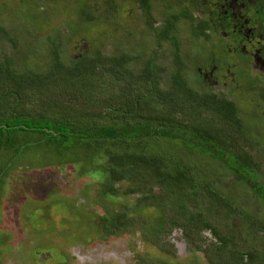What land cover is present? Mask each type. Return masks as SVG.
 <instances>
[{
	"label": "trees",
	"instance_id": "obj_1",
	"mask_svg": "<svg viewBox=\"0 0 264 264\" xmlns=\"http://www.w3.org/2000/svg\"><path fill=\"white\" fill-rule=\"evenodd\" d=\"M130 1L154 30L152 0ZM87 5L79 3V21L91 19ZM109 7L114 9L111 3ZM171 21H165L159 38L169 36ZM69 25L74 28L72 22ZM2 40L12 41L13 36L0 23ZM51 45L46 68L38 66L41 61L26 62L23 72L15 70L13 56L0 52L1 166L10 167L13 159L41 151L37 147L42 145L58 163L86 157L87 168L105 170L106 190L113 193L118 182L129 180L133 185L129 189L140 195L134 206L143 202L162 210L164 231L178 227L210 264H264V217L239 202L222 178L228 175L226 182L233 188L253 191L264 203V148L261 138L255 137L259 127L252 130L243 123L234 99L196 89L181 66L166 73L153 55L143 58L140 50L109 54L97 48L66 64L58 56V45L53 41ZM174 56L180 61L178 50ZM131 60L136 66L129 65ZM26 71L39 82L18 85ZM105 81L113 88L108 95L101 94ZM165 139L167 145L162 144ZM3 151L10 153L3 156ZM96 158L103 160L91 161ZM204 160L218 161L221 169H208ZM218 207L223 213L220 221L235 214L243 219L241 240L246 247L238 246L236 232L212 222L209 214ZM129 208L103 212L100 228L107 234L126 229L134 219ZM205 230L215 240L206 237ZM136 264L166 263L141 256Z\"/></svg>",
	"mask_w": 264,
	"mask_h": 264
},
{
	"label": "rangeland",
	"instance_id": "obj_2",
	"mask_svg": "<svg viewBox=\"0 0 264 264\" xmlns=\"http://www.w3.org/2000/svg\"><path fill=\"white\" fill-rule=\"evenodd\" d=\"M170 1L152 0L157 18L154 26L158 30L163 23L161 19L174 11V8L167 9ZM81 2L88 3L91 19H77L76 9ZM109 3L113 4V10ZM69 22L74 28L69 27ZM0 23L13 36L12 41H0V52L14 57L13 66L17 71L23 72L26 62L41 61L38 66L46 68L53 49L51 41L58 45V56L66 64L100 48L109 54L155 51V61L165 66L166 73L177 67L170 42L156 38L146 25L141 9L130 0H0ZM178 29L182 41V72L187 82L200 91L213 89L215 83L205 80L204 75L200 80L195 79L197 69L187 59L193 44L198 43L200 49L199 42L205 48L209 46L208 41L192 40L189 22L185 19H179ZM129 65L136 66V63L131 60ZM22 74L18 85L39 82V78L27 71ZM167 77L163 78L165 82ZM228 80L222 78L220 82ZM104 86L106 89L101 94L113 91L109 81ZM218 87L222 88V84ZM37 89L34 90L37 92ZM258 90L242 93L233 89L229 96L234 99L243 123L252 130L259 127L255 137L261 138L260 146L264 148V96ZM162 144L167 145L166 139ZM39 147L43 150L19 155L9 163L10 167L0 164V234L7 240L0 243V264H136L137 257L141 256L166 264H210L202 249L190 242L178 227L164 231L162 210L142 205L143 202L138 204L140 207L134 206L140 195L129 189L133 186L129 180L118 182V189L109 192L104 188L105 170L95 166L87 168L90 163L86 157L62 159L58 163V158L53 159L44 145ZM2 153L4 156L10 152ZM211 162L215 167H210ZM204 163L208 169H221L216 160H204ZM227 176L222 177L225 188L239 196V202L249 210L264 217V203L252 195L253 191L233 188L232 182H226L230 180ZM124 206L132 208L128 210L129 217L134 218L132 223L116 234H107L100 228L99 216ZM211 212L212 222L223 224L226 231L236 232L240 237L236 243L246 247L241 240L243 219L235 214L220 221L222 210L218 207ZM203 234L215 240L208 230Z\"/></svg>",
	"mask_w": 264,
	"mask_h": 264
},
{
	"label": "flooded vegetation",
	"instance_id": "obj_3",
	"mask_svg": "<svg viewBox=\"0 0 264 264\" xmlns=\"http://www.w3.org/2000/svg\"><path fill=\"white\" fill-rule=\"evenodd\" d=\"M167 5V9L174 8V11L161 19L160 30H152L157 39L168 40L171 49L178 50L180 55L179 19L189 22L192 40L208 41L209 46L205 48L200 42V49L198 43L193 44L187 58L197 69L196 80L204 75L205 80L215 83L213 89L205 92L232 99L229 93L233 89L243 93L259 88L258 92L264 96V82H261L264 79V0H171ZM170 18L173 28L169 36L159 38V31ZM150 54L155 60L154 53ZM142 55L146 57V53ZM181 60L173 62L182 67ZM222 78L229 80L222 83ZM220 84L222 88L218 87Z\"/></svg>",
	"mask_w": 264,
	"mask_h": 264
}]
</instances>
